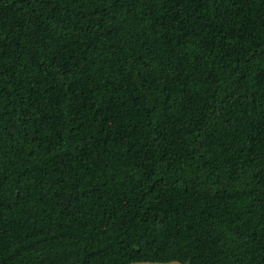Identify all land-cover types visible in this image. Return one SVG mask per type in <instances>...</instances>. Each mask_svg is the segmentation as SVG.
Listing matches in <instances>:
<instances>
[{
  "label": "trees",
  "instance_id": "16d2710c",
  "mask_svg": "<svg viewBox=\"0 0 264 264\" xmlns=\"http://www.w3.org/2000/svg\"><path fill=\"white\" fill-rule=\"evenodd\" d=\"M264 264V0H0V264Z\"/></svg>",
  "mask_w": 264,
  "mask_h": 264
},
{
  "label": "water",
  "instance_id": "95a60500",
  "mask_svg": "<svg viewBox=\"0 0 264 264\" xmlns=\"http://www.w3.org/2000/svg\"><path fill=\"white\" fill-rule=\"evenodd\" d=\"M133 264H180L178 262H169V263H133Z\"/></svg>",
  "mask_w": 264,
  "mask_h": 264
}]
</instances>
